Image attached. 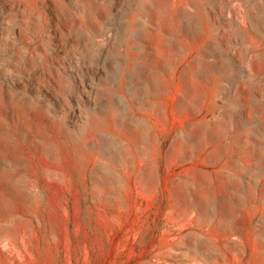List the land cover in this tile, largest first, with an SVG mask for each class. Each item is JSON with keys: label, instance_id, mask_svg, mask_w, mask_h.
Segmentation results:
<instances>
[{"label": "rangeland", "instance_id": "rangeland-1", "mask_svg": "<svg viewBox=\"0 0 264 264\" xmlns=\"http://www.w3.org/2000/svg\"><path fill=\"white\" fill-rule=\"evenodd\" d=\"M151 3L0 0V264H264V0Z\"/></svg>", "mask_w": 264, "mask_h": 264}, {"label": "bare ground", "instance_id": "bare-ground-1", "mask_svg": "<svg viewBox=\"0 0 264 264\" xmlns=\"http://www.w3.org/2000/svg\"><path fill=\"white\" fill-rule=\"evenodd\" d=\"M145 1V0H144ZM202 0H193L195 3L201 4ZM197 3V4H198ZM201 7V6H200ZM178 10V15L181 18L182 16H187L191 22L189 25H184L179 17H173L170 11ZM247 10V9H246ZM148 15L151 19H173L175 21V28L169 30V34L176 35L177 37H198L199 30L195 26L197 20L202 17L201 14L196 15V12L193 10V6L189 3V0H152V3L148 10ZM188 22V21H187ZM210 24V22L208 23ZM106 33V32H105ZM143 33V32H142ZM140 34V33H139ZM184 35V36H183ZM143 38V37H142ZM170 48V47H169ZM181 53V52H180ZM98 54V53H97ZM147 54V53H146ZM163 59V58H162ZM165 60V59H164ZM193 68V67H192ZM145 69V68H144ZM219 83V81H218ZM160 90V89H159ZM158 92V91H157ZM254 106V105H253ZM233 115V114H232ZM252 119V118H251ZM124 121V120H123ZM121 122V121H120ZM125 122V121H124ZM251 129V128H250ZM83 130V128H82ZM135 130V129H134ZM138 130V129H137ZM90 132V131H89ZM66 134V133H65ZM90 135V134H89ZM182 142V141H181ZM140 144V143H139ZM138 144V145H139ZM141 145V144H140ZM107 148V147H106ZM125 160V158H124ZM129 165V164H128ZM58 173V172H57ZM139 177V176H138ZM142 177V176H141ZM189 198V197H188ZM231 198V197H230ZM229 199V198H228ZM209 201V200H208ZM226 201V200H225ZM205 204V203H204ZM218 204V203H217ZM199 206V205H198ZM181 210V209H180ZM231 213V212H230Z\"/></svg>", "mask_w": 264, "mask_h": 264}]
</instances>
